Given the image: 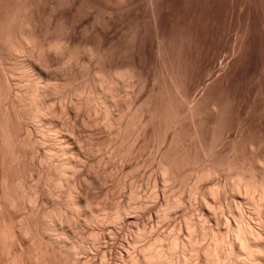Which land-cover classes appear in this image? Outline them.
I'll list each match as a JSON object with an SVG mask.
<instances>
[{
	"label": "bare ground",
	"instance_id": "obj_1",
	"mask_svg": "<svg viewBox=\"0 0 264 264\" xmlns=\"http://www.w3.org/2000/svg\"><path fill=\"white\" fill-rule=\"evenodd\" d=\"M182 2L0 0V264H264V159L218 148L233 96L194 93L215 52L177 63Z\"/></svg>",
	"mask_w": 264,
	"mask_h": 264
},
{
	"label": "rangeland",
	"instance_id": "obj_2",
	"mask_svg": "<svg viewBox=\"0 0 264 264\" xmlns=\"http://www.w3.org/2000/svg\"><path fill=\"white\" fill-rule=\"evenodd\" d=\"M182 1V8L174 16L173 28L177 30L178 40L184 44L185 53L176 59L177 63L187 72L188 80H195L204 74V54L210 57L215 52L216 75L205 80L194 93L202 95L206 83H213L218 94L226 90L233 96L232 125L218 148L242 134L248 143H254L253 148L243 149L247 158L264 159V0H198L197 15L193 19L191 0ZM192 27L193 36L189 33ZM150 148L144 152L142 159L146 163L141 170L151 171L153 159L160 153L158 147ZM220 177L225 178V174H218L208 183L224 180ZM142 188L150 193L154 191L153 185H143ZM226 197L229 199L230 194ZM181 210L177 209L175 214ZM91 257H86L80 264H87Z\"/></svg>",
	"mask_w": 264,
	"mask_h": 264
}]
</instances>
